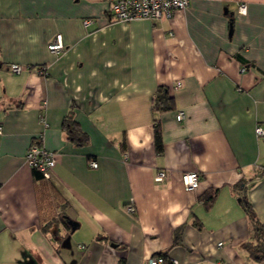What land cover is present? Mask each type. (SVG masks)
<instances>
[{
	"label": "crops",
	"instance_id": "0c3cea01",
	"mask_svg": "<svg viewBox=\"0 0 264 264\" xmlns=\"http://www.w3.org/2000/svg\"><path fill=\"white\" fill-rule=\"evenodd\" d=\"M112 2L0 0V264H147L160 253L264 264L247 248L255 239L242 205L264 224V0H190L170 18L130 22L111 18ZM58 34L59 54L48 48ZM161 85L176 105L160 115L159 155ZM67 114L85 142L68 139ZM39 135L56 153L49 179L26 162ZM187 172L201 175L195 191Z\"/></svg>",
	"mask_w": 264,
	"mask_h": 264
},
{
	"label": "built area",
	"instance_id": "2783aa9c",
	"mask_svg": "<svg viewBox=\"0 0 264 264\" xmlns=\"http://www.w3.org/2000/svg\"><path fill=\"white\" fill-rule=\"evenodd\" d=\"M190 5V0H113L110 14L114 21L130 22L134 20H160L162 18H170L180 9H185ZM241 12L245 11V6L240 8ZM92 21L86 19L84 24L88 27ZM48 48L53 53H61L65 49L62 34H58L53 42L48 45ZM28 66L27 68H29ZM26 67L20 64H11L10 70L13 73H21ZM37 72L45 75V66H39ZM245 70V68H243ZM185 117L183 111L177 113V120L182 121ZM2 127L0 126V132ZM259 136H264V129L262 127L256 128ZM42 135L37 136L26 152V162L32 168L39 170L42 175L49 179L52 171L56 166V153L48 150L42 145ZM92 167H97L96 161L91 162ZM165 178V171H158L155 180L161 182ZM201 175L199 172H187L182 176L183 184L186 190L195 191L200 184ZM126 210L130 213L136 211L134 201L126 204ZM222 243H220L221 245ZM80 248L84 246L79 245ZM147 264H180L175 258H168L164 254H157L148 259Z\"/></svg>",
	"mask_w": 264,
	"mask_h": 264
},
{
	"label": "trees",
	"instance_id": "16d2710c",
	"mask_svg": "<svg viewBox=\"0 0 264 264\" xmlns=\"http://www.w3.org/2000/svg\"><path fill=\"white\" fill-rule=\"evenodd\" d=\"M175 97L172 95L170 88L166 85H161L157 88L153 95V112L155 114V122H154V138H155V147L157 153L160 155L164 152V142L162 136V125L160 115L163 113L170 112L175 109ZM63 128L67 133V137L69 140L76 141V143L85 142L87 135L81 129L79 123L73 119L70 114H67L63 119ZM34 174L38 178H44L42 173L33 168ZM218 189H212L208 192L204 193L202 196V200L206 206H211L217 197ZM242 205L244 210L249 216L250 222L253 228L254 234V243L247 244V248L250 251L251 256L256 261L264 260V224L258 218L255 209L252 203L246 198H242ZM67 224V222L65 221ZM113 245V244H112ZM116 245V244H115ZM164 254L165 253H160ZM118 264H125V260L121 258Z\"/></svg>",
	"mask_w": 264,
	"mask_h": 264
},
{
	"label": "water",
	"instance_id": "95a60500",
	"mask_svg": "<svg viewBox=\"0 0 264 264\" xmlns=\"http://www.w3.org/2000/svg\"><path fill=\"white\" fill-rule=\"evenodd\" d=\"M67 219H68V224L71 226V231H74L79 225L78 222L70 218ZM113 246H115V244H113Z\"/></svg>",
	"mask_w": 264,
	"mask_h": 264
},
{
	"label": "rangeland",
	"instance_id": "374dc122",
	"mask_svg": "<svg viewBox=\"0 0 264 264\" xmlns=\"http://www.w3.org/2000/svg\"><path fill=\"white\" fill-rule=\"evenodd\" d=\"M63 243H65V240H62Z\"/></svg>",
	"mask_w": 264,
	"mask_h": 264
}]
</instances>
